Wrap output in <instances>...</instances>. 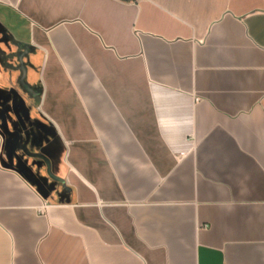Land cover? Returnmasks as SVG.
<instances>
[{"label": "crops", "instance_id": "obj_1", "mask_svg": "<svg viewBox=\"0 0 264 264\" xmlns=\"http://www.w3.org/2000/svg\"><path fill=\"white\" fill-rule=\"evenodd\" d=\"M0 264H264V0H0Z\"/></svg>", "mask_w": 264, "mask_h": 264}]
</instances>
